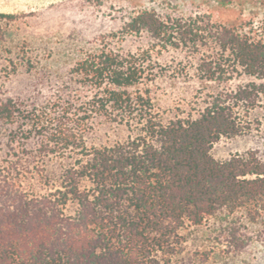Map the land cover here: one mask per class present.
<instances>
[{
	"label": "trees",
	"instance_id": "16d2710c",
	"mask_svg": "<svg viewBox=\"0 0 264 264\" xmlns=\"http://www.w3.org/2000/svg\"><path fill=\"white\" fill-rule=\"evenodd\" d=\"M126 29L149 36L152 48L86 56L72 69L81 81L67 92L71 98L56 101L33 125L36 133L19 126L23 155L69 153L76 161L62 188L46 194L24 186L30 169L22 156L0 168V264H155L186 224L200 225L221 210L264 209V161L253 151L225 160L211 151L221 138L249 128L246 113L264 97V21L255 27L220 22L210 13L163 16L145 9ZM170 48L198 54L196 74L216 90L197 105L166 111L145 62L153 50ZM242 75L251 80L233 87ZM20 113L12 96H0V124L17 125ZM114 125L137 133L87 144L89 133ZM31 135L35 151L25 145ZM69 203L76 205L73 213L66 212Z\"/></svg>",
	"mask_w": 264,
	"mask_h": 264
},
{
	"label": "rangeland",
	"instance_id": "374dc122",
	"mask_svg": "<svg viewBox=\"0 0 264 264\" xmlns=\"http://www.w3.org/2000/svg\"><path fill=\"white\" fill-rule=\"evenodd\" d=\"M145 9L163 16L210 13L220 22L251 21L255 27L264 21V0H0V13L17 15L0 17V96H12L21 109L17 125L0 124V168L10 167L22 156V163L30 169L23 178L24 186L31 192L61 189L65 171L76 156L23 155L18 128L24 125L36 133L33 125L37 120H45L56 109V101L71 98L67 92L81 81L72 69L86 56L103 49L139 54L152 48L149 36L126 29L130 19ZM152 53L145 65L152 69L161 110L197 105L201 95L216 90L205 87L197 76L198 54L174 48ZM250 80L242 75L231 83L235 87ZM246 114L244 122L249 128L217 141L211 150L215 158L225 160L253 151L264 161V97ZM136 133L118 125L100 128L87 135V144L123 141ZM31 136L25 145L35 151L37 136ZM75 208L69 203L66 212L73 213ZM165 248L166 252L157 254L155 264H264V209L221 210L200 225L188 223L180 228Z\"/></svg>",
	"mask_w": 264,
	"mask_h": 264
}]
</instances>
